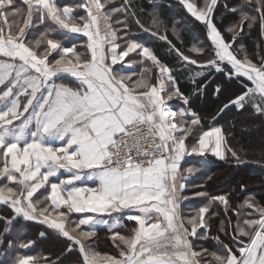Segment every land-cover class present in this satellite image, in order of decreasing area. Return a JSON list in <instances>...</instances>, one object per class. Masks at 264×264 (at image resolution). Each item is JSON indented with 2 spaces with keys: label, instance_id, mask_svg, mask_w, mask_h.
Here are the masks:
<instances>
[{
  "label": "snow or ice",
  "instance_id": "obj_1",
  "mask_svg": "<svg viewBox=\"0 0 264 264\" xmlns=\"http://www.w3.org/2000/svg\"><path fill=\"white\" fill-rule=\"evenodd\" d=\"M254 2L259 17L246 11L253 0L231 9L225 5L240 16L238 24L228 29L233 34L228 41L215 23L218 0H203L202 4L179 0L191 17L206 26L212 45L203 63L172 46L179 59L201 69L215 68L229 79L235 74L250 82L249 86L241 81L245 90L221 112L232 105L243 110L251 104L264 115V56L256 64L233 51L245 25L251 28L258 22L264 36V0ZM23 4L27 5V16L22 26L17 25L18 31H13L21 9L15 0H0V57L5 58L0 61V86L5 89L0 93V204L14 212L6 221L4 235L19 217L38 222L79 245L83 264H264V206L252 198L232 209L234 225L231 219L221 222L226 235L231 229L235 250L221 242L224 251L211 253L209 261L206 249L194 248L192 238H200L198 229L207 227L208 216L213 214L207 205L202 206L184 223L179 210V191L186 187L179 182L185 171L182 161L187 156L209 154L219 159H225L227 153L237 160L240 157L224 147L221 127L202 130L199 117L186 121L185 111L167 105L173 98L189 103V97L175 86L171 69L149 47L128 39L127 31L118 36L102 0L63 6L58 0H23ZM76 9H85L87 17H78ZM161 24L154 16L157 31L153 36L159 34ZM36 25H44V31L30 40L28 33ZM60 31L65 39L71 35L87 37L90 58L50 35ZM121 38L125 46L117 43ZM159 38L167 40L166 35ZM191 51L204 54L202 45ZM133 53L154 66L158 73L155 83L143 75L133 80L134 73L123 71L137 63L131 59ZM65 74L74 78L71 84L54 82L53 78L63 79ZM189 140L193 142L189 144ZM59 170L69 175L52 182L50 178ZM186 171L192 173L194 168ZM82 179H95L98 185L77 186L75 182ZM48 185L50 192L43 202L34 199V194ZM217 201L227 214V196L211 198L212 203ZM243 208L254 209L256 215L244 214ZM74 213L82 216L70 230L65 222H70ZM114 214L135 222L131 236L113 233V242H121L117 244L118 256L86 247L97 225L114 221L112 228H117L121 217ZM103 216L110 220L98 218ZM31 244L22 242L19 246L28 248ZM14 264L41 262L19 256ZM44 264L59 262L45 260Z\"/></svg>",
  "mask_w": 264,
  "mask_h": 264
},
{
  "label": "trees",
  "instance_id": "obj_2",
  "mask_svg": "<svg viewBox=\"0 0 264 264\" xmlns=\"http://www.w3.org/2000/svg\"><path fill=\"white\" fill-rule=\"evenodd\" d=\"M105 9L110 14V25L118 36L123 37L127 31V38L143 43L149 47L158 58L171 69V76L175 81V86L187 97V105L173 98L176 108L183 107L191 110L187 114L190 121L194 116L201 120L202 130H207L212 126H222L226 138L227 148L235 150L239 154V160L233 158L231 153H227L225 159H218L211 154L204 157L189 156L184 159L183 164V183L186 187L180 192V213L187 224V217L195 215L202 206H208L210 213L207 219V227L198 229L199 239H193L195 250L206 249L209 261L213 259L211 253H222L223 244H229L235 250L236 245L232 243V233L229 229L226 235L222 228V221L225 223L231 219L233 225L236 217L232 212L233 208H239L244 202L252 198L255 204L264 206V116L260 115L251 104L245 105L243 110H239L236 105H232L221 112L224 105L229 104L236 96L241 95L245 90L241 81L248 83L244 77L229 79L223 72H217L214 68L201 73L199 65H189L182 62L175 50L179 48L183 53L196 58L203 63L211 54V41L208 38L206 26L196 21L186 9L179 3V0H102ZM191 2V0H190ZM202 4L203 0H195ZM63 5H76L82 0H58ZM245 3V0H218V7L214 13L215 23L226 40H232V32L228 29L238 24L239 14L233 15L227 9H231L238 4ZM21 13L16 17L13 24V31H18L17 25H21L25 18L27 5L22 0H15ZM227 5V9L225 8ZM113 9H120L113 12ZM246 11L251 15L259 17L255 11V2L251 6L246 5ZM78 17H86L84 9H76ZM154 16L162 21L158 29V35L153 36L152 32L157 31L153 25ZM11 20V16L9 17ZM139 20V23H137ZM119 21V23L117 22ZM127 25V29L124 28ZM0 26L3 21L0 20ZM44 25L32 27L28 33L30 40L39 38L44 31ZM147 29V30H145ZM239 31V28L236 29ZM56 39L63 41L68 46H75L81 56L88 55L86 39L82 36L71 35L65 39V33H50ZM160 35H166L167 40H161ZM117 43L125 46L124 39H118ZM203 46L204 54H197L191 51L193 47ZM233 51L241 58L247 55L251 60L259 64L260 57L264 56V36L261 35L260 26L257 22L253 27L247 25L243 28V34L237 39ZM56 54L53 53V56ZM136 57H140L136 54ZM58 58V57H57ZM52 59V57H49ZM145 62L153 67H140V76L151 78L154 82L158 75L150 61ZM151 71H145V69ZM197 73H200L197 75ZM57 80L71 83L73 79L65 76ZM219 93L217 94V88ZM258 138V140H256ZM193 141L189 140L191 144ZM193 167L194 171L188 173L187 168ZM2 185V181H0ZM49 193L48 188H42L35 194L34 199L38 198L41 202ZM204 193L205 195H199ZM219 195L227 196L229 209L220 202H211V198ZM244 214L251 213L256 215L254 209L243 208ZM14 216L13 210L4 204H0V264H14L19 256H30L38 258L41 264L45 260L59 264H83V256L79 251V245L63 236L57 235L46 225L34 221H25L23 217L17 218L14 223L8 225L10 232L4 235L6 221ZM72 220L67 221L69 229L78 222L80 215L71 214ZM190 228V225L188 226ZM133 225L108 229L105 226L95 227V235L86 242V247L98 251L101 254H119L117 240L113 242V233L119 232L121 235L131 236ZM82 230L87 227L81 226ZM45 233L42 237L40 234ZM219 237V240L216 239ZM32 241L28 248H21L19 245ZM222 242V243H221ZM12 245L9 247V245ZM121 246H123L121 244ZM71 249V250H69ZM238 254V253H237Z\"/></svg>",
  "mask_w": 264,
  "mask_h": 264
},
{
  "label": "crops",
  "instance_id": "obj_3",
  "mask_svg": "<svg viewBox=\"0 0 264 264\" xmlns=\"http://www.w3.org/2000/svg\"><path fill=\"white\" fill-rule=\"evenodd\" d=\"M23 1V0H22ZM88 2V0H82V3H87ZM84 11H85V14H86V17H87V12H86V10L84 9ZM26 16H27V10H26V14H25V18H26ZM85 17V18H86ZM110 23V22H109ZM20 26H22V24L20 25ZM101 27L103 28V21L101 22ZM63 32V31H62ZM73 36H82V35H73ZM82 37H84V36H82ZM85 39H86V44H87V37H84ZM140 43V42H139ZM141 44H143V43H141ZM144 45V44H143ZM105 47L107 48V45H105ZM88 54H89V58H90V53L88 52ZM130 56H131V59L133 60V61H137V63H135L133 66H132V68L131 69H128V68H125V69H123V71H125V72H127V71H131L132 73H134V75H133V80H135V79H137V78H139L140 77V73H141V70H139V68L140 67H151V66H149L146 62H145V60H144V58H138V57H136V53H133V54H130ZM5 58H3V57H0V61H3ZM126 59H128V58H126ZM140 61H143L142 63H140ZM110 62V61H109ZM117 69H119L120 68V65H117V66H115ZM151 68H153V67H151ZM211 68H204V69H201L200 71H201V73L202 72H207V71H209ZM213 69V68H212ZM215 69V68H214ZM65 76H66V74H65ZM67 77H70V76H67ZM156 77V76H155ZM72 78V77H71ZM54 79V82L56 83V84H60V83H63V84H71V83H66V81H61V80H57V78H53ZM72 79H74V78H72ZM152 83H155V80H154V82H152ZM5 89L3 88V86H0V93H2V91H4ZM137 92H139V91H142V90H136ZM178 101H181L182 103H183V101L182 100H180V99H178ZM174 104H176L174 101L172 102V101H167V105L172 109V110H175V111H185L186 112V116H185V119H188V115L187 114H189L190 113V111L191 110H189V109H185V108H183V107H180L179 106V108H176L175 106H174ZM237 106V105H236ZM237 108H238V106H237ZM264 116V115H263ZM179 119V117H177V120ZM216 127H221L222 128V126H220V125H215ZM213 127V126H212ZM223 129V128H222ZM223 133H224V130H223ZM224 147L225 148H227L228 147V144L226 143V138H225V134H224ZM226 156H227V154H226ZM187 157H189V156H187ZM187 157H185V158H187ZM184 158V159H185ZM219 159V158H218ZM183 162V161H182ZM69 175V173H67L66 171H64V170H59V172L57 173V176L56 177H52V178H50L51 179V181L52 182H59V180H61V179H64V178H66L67 176ZM183 176V175H182ZM179 182L180 183H183V179H180L179 180ZM76 184H77V186H88V187H96L97 185H98V181L97 180H95V179H92V180H89V179H82V180H80V181H77V182H75ZM49 192H50V185H49ZM180 192H181V190L179 191V196H180ZM181 199V198H180ZM180 199H179V204H180ZM180 210V209H179ZM120 216L121 217V221H120V224L117 226V227H120L121 225H122V229H123V227L124 226H126V224L129 226V225H133L134 226V224H135V222L134 221H128L126 218H124V216H123V214H116V216ZM81 216H82V214H81ZM98 218H101V219H104V220H110V218L108 217V216H103V217H98ZM112 222H114V221H110V223H108V224H112ZM108 224H99V225H97V227H100V226H105V227H107L108 229H113V228H110V227H108Z\"/></svg>",
  "mask_w": 264,
  "mask_h": 264
},
{
  "label": "rangeland",
  "instance_id": "obj_4",
  "mask_svg": "<svg viewBox=\"0 0 264 264\" xmlns=\"http://www.w3.org/2000/svg\"><path fill=\"white\" fill-rule=\"evenodd\" d=\"M256 140H258V138H256ZM263 186H264V184H263ZM46 188H48L49 189V185L48 186H46ZM34 196H35V194H34ZM74 214H76V213H74ZM78 214V213H77ZM80 215V218H81V214H79ZM115 216H116V214H114ZM118 216V215H117ZM71 220H72V217H71ZM121 221V220H120ZM67 222V221H66ZM65 222V223H66ZM67 224V223H66ZM101 225V224H100ZM66 226H68V225H66ZM85 227H87V226H85ZM108 227H110V228H112V224H108Z\"/></svg>",
  "mask_w": 264,
  "mask_h": 264
},
{
  "label": "built area",
  "instance_id": "obj_5",
  "mask_svg": "<svg viewBox=\"0 0 264 264\" xmlns=\"http://www.w3.org/2000/svg\"><path fill=\"white\" fill-rule=\"evenodd\" d=\"M145 147H147V145H145Z\"/></svg>",
  "mask_w": 264,
  "mask_h": 264
}]
</instances>
